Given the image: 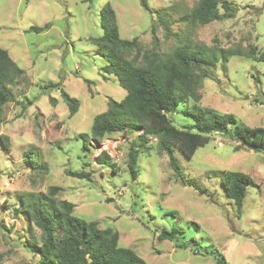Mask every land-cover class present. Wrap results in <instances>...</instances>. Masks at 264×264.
<instances>
[{
    "label": "rangeland",
    "instance_id": "obj_1",
    "mask_svg": "<svg viewBox=\"0 0 264 264\" xmlns=\"http://www.w3.org/2000/svg\"><path fill=\"white\" fill-rule=\"evenodd\" d=\"M196 1L147 0L152 13L140 0H0V47L25 71L8 85L13 100L5 103L0 119V264H39L29 238L38 239L40 232L15 209L23 211L20 193L46 194L53 186L59 187L58 199L74 205V215L113 227L119 243L149 263L215 264L220 253L226 264H264L263 152L235 150L230 138L213 133L190 158L174 145L178 175L150 136L133 179L128 150L140 130L115 132L100 142L90 139L87 148L79 135L89 133L94 115L110 98L125 94L117 77L103 71L107 62L87 39L102 34L99 17L106 2L115 11L120 36L138 37L147 50L153 22L161 52L171 51L180 39L217 49L264 47V0H230L234 16L191 26L181 18ZM158 12L168 16L169 25L159 23ZM45 23L46 30L26 31ZM61 89L79 103L73 115ZM200 92L202 106L264 126L263 61L243 55L219 60L208 68ZM182 106L168 115L178 127L188 123L179 113ZM30 149L36 150L38 163L28 161ZM101 151L108 155L106 162L97 161ZM66 170L86 171L90 179ZM224 170L242 171L253 180L240 211L220 182ZM172 228L180 232L173 240L159 236Z\"/></svg>",
    "mask_w": 264,
    "mask_h": 264
},
{
    "label": "trees",
    "instance_id": "obj_2",
    "mask_svg": "<svg viewBox=\"0 0 264 264\" xmlns=\"http://www.w3.org/2000/svg\"><path fill=\"white\" fill-rule=\"evenodd\" d=\"M150 12H154L147 0H140ZM222 9V12H221ZM236 6L230 0H197L182 16L191 26L203 25L214 20L227 19L235 15ZM159 23L170 24L168 16L156 14ZM102 34L90 35L87 39L96 47V52L107 65L106 73L117 77L125 94L120 100L109 99L106 109L94 115L89 133H80L83 148L92 139L100 142L105 135L115 132H141L128 150L127 165L130 176H137L138 154L146 145L150 136L156 140L157 150L166 153L174 172L182 174L174 156V145L182 154L190 158L197 148L209 141L213 133H221L234 142V149L240 148L264 153V126H250L239 121L234 114L220 112L200 104L202 80L208 75V68L219 60L224 61L232 55H243L255 61L264 62V47L249 44L246 49L210 48L208 46H189L180 39V43L171 51L161 52L155 35L156 23H151L152 47L145 49L138 37L122 38L112 6L106 2L100 9ZM44 25H29L26 31L40 32L48 28ZM24 69L10 57L8 51L0 47V119L5 103L13 100L8 85L23 77ZM53 85V84H46ZM61 95L73 115L78 101L61 89ZM51 102H54L51 99ZM188 118L183 127L174 125L168 116L175 112ZM5 146L6 136H2ZM28 161L38 163L37 152H27ZM32 154V155H31ZM108 155L101 151L98 162H106ZM32 167L44 170L45 165ZM67 175L79 179H90L88 172L66 170ZM220 182L226 195L232 199L240 211L247 186L252 178L238 170H224L220 173ZM59 187H50L46 194L24 191L19 194L23 202L22 209H15L39 230V237L29 238L34 242L33 249L39 257V264H155L149 263L132 248L118 241V232L111 226L99 227L95 220H86L74 215V205L58 199ZM180 232L176 228L163 229L159 236L173 240ZM215 264H226L219 253L215 255Z\"/></svg>",
    "mask_w": 264,
    "mask_h": 264
},
{
    "label": "built area",
    "instance_id": "obj_3",
    "mask_svg": "<svg viewBox=\"0 0 264 264\" xmlns=\"http://www.w3.org/2000/svg\"><path fill=\"white\" fill-rule=\"evenodd\" d=\"M221 143V142H220Z\"/></svg>",
    "mask_w": 264,
    "mask_h": 264
}]
</instances>
